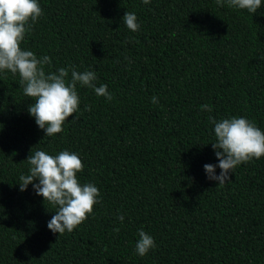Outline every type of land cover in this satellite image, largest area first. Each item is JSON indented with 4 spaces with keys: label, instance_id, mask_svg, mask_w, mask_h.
I'll list each match as a JSON object with an SVG mask.
<instances>
[{
    "label": "trees",
    "instance_id": "16d2710c",
    "mask_svg": "<svg viewBox=\"0 0 264 264\" xmlns=\"http://www.w3.org/2000/svg\"><path fill=\"white\" fill-rule=\"evenodd\" d=\"M38 2L44 15L22 49L49 56L46 72L69 69V80L73 67L95 71L114 99L78 85L79 118L47 137L19 75L0 73V264H264V157L223 186L204 169L219 163L209 116L264 131V0L255 14L216 0ZM37 150L79 154L81 184L100 190L95 215L72 233L48 228L57 209L32 184L20 191ZM140 229L157 245L144 257Z\"/></svg>",
    "mask_w": 264,
    "mask_h": 264
},
{
    "label": "clouds",
    "instance_id": "9594fccd",
    "mask_svg": "<svg viewBox=\"0 0 264 264\" xmlns=\"http://www.w3.org/2000/svg\"><path fill=\"white\" fill-rule=\"evenodd\" d=\"M151 0H143L149 4ZM216 4L230 8L246 9L255 14L261 8V0H216ZM44 15L38 0H0V73L5 71L19 75V85L25 96L32 98L33 103L28 111L35 118L36 124L44 130L47 137H54L64 131V124L80 111V97L77 86L93 89L97 96L105 97L108 102L114 99L106 84L97 86L95 71L79 72L71 68H59L57 71L46 72L45 66L51 65L47 55L38 58L30 50L21 47L27 33ZM123 23L132 32H137L141 25L137 16L127 11ZM154 105L159 103L156 96L152 97ZM91 110L90 106L86 109ZM202 111L211 112L208 104L201 106ZM214 125L216 142L212 143L218 165L205 164L207 178L223 186L231 180L230 173L254 159L264 157V131L245 117L233 116L230 119L217 121L209 116ZM30 174L20 176V191H26L33 185L37 195L44 198L45 204H51L57 210L48 222V228L60 236L72 233L90 216H94V206L102 204L100 190L93 183L81 184L78 174L84 171L85 165L79 154L63 150L57 155H50L37 150L27 159ZM220 174H216V168ZM38 183H34L35 181ZM118 219L123 222L124 216ZM114 231L119 232V228ZM136 253L144 257L157 245L154 238L143 229L138 231Z\"/></svg>",
    "mask_w": 264,
    "mask_h": 264
}]
</instances>
